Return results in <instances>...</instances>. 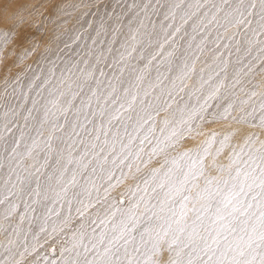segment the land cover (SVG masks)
Here are the masks:
<instances>
[{"label": "snow or ice", "instance_id": "1", "mask_svg": "<svg viewBox=\"0 0 264 264\" xmlns=\"http://www.w3.org/2000/svg\"><path fill=\"white\" fill-rule=\"evenodd\" d=\"M0 264H264V0H0Z\"/></svg>", "mask_w": 264, "mask_h": 264}]
</instances>
